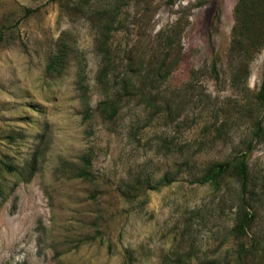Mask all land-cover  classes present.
<instances>
[{
    "label": "rangeland",
    "instance_id": "1",
    "mask_svg": "<svg viewBox=\"0 0 264 264\" xmlns=\"http://www.w3.org/2000/svg\"><path fill=\"white\" fill-rule=\"evenodd\" d=\"M87 1L0 0V264H264L238 254L241 241L264 253V200L241 232L236 177L198 178L241 152L264 174V45L248 67L230 56L238 0H119L109 92L105 3ZM62 34L76 53L50 71ZM127 55L144 75L179 64L107 118Z\"/></svg>",
    "mask_w": 264,
    "mask_h": 264
},
{
    "label": "trees",
    "instance_id": "2",
    "mask_svg": "<svg viewBox=\"0 0 264 264\" xmlns=\"http://www.w3.org/2000/svg\"><path fill=\"white\" fill-rule=\"evenodd\" d=\"M88 1L90 2V0ZM99 1H96V3ZM104 3L105 7L99 15V18L105 23V27H102L103 29L100 33V50L106 62H104L105 65L101 68L99 82L109 92L107 87L109 84L108 75L110 73L109 65L112 62L109 39L113 25L118 17L119 0H104ZM73 4L75 9L79 7V2L74 1ZM235 18L233 35L231 37L230 56L239 59L248 67L247 63L255 58L264 45V0H238L235 7ZM178 32H180V20H177L175 24L170 25L167 29L161 30L160 36H164L162 43L166 50L172 51L174 49L176 37L179 35ZM63 34H66V32ZM63 34L58 43V51L51 58L50 71L62 69L70 56L72 57L76 53L74 43L63 39ZM124 59L127 60V64L124 63L126 68L122 72H119L116 84L114 85L115 99L112 102H108L109 96H107L100 104V108L107 118H112L120 112L123 101L126 100L128 102L131 99L145 98L147 96V88L143 86L146 81L150 85L155 86L163 78L170 76L174 68L179 64V61H175L173 66L166 70L168 56L165 55L160 60L154 62L152 64L153 68L145 72L147 75H144L142 72L131 71V67L134 64L131 56L127 55ZM244 65H241L240 70L244 71L246 69ZM255 98L257 102L264 103V79H262L261 87ZM248 161V153L241 152L240 155L232 159L213 162L202 173H198V178L201 182H207L216 189L222 186V182L226 176L236 177L240 186L239 202L237 203L235 212L236 228L247 234L257 217V205L264 200V174L261 176L251 175ZM175 180H177V177L165 174L159 183L160 185H167ZM243 253H246L253 259L264 258V253H261L260 257H258L259 253L255 247L249 248L246 242L241 241L238 254L242 255Z\"/></svg>",
    "mask_w": 264,
    "mask_h": 264
}]
</instances>
